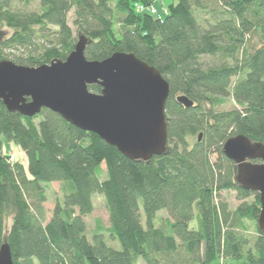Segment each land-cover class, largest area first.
<instances>
[{
    "label": "trees",
    "instance_id": "1",
    "mask_svg": "<svg viewBox=\"0 0 264 264\" xmlns=\"http://www.w3.org/2000/svg\"><path fill=\"white\" fill-rule=\"evenodd\" d=\"M157 1L0 0V61H64L83 36L86 60L133 54L170 88L166 152L148 162L125 158L47 109L28 118L0 101V246L9 245L13 264H264L258 197L234 183L235 166L222 153L237 135L264 144V0H175L164 17L135 9ZM180 95L193 106L178 104ZM227 100L234 107L220 110ZM7 144L20 148L26 167L8 161ZM51 183L67 188L48 220ZM229 190L242 202L234 212L215 201ZM94 195L103 198L108 226L97 221L89 239ZM160 211L168 218L155 228ZM244 221L256 223L253 240Z\"/></svg>",
    "mask_w": 264,
    "mask_h": 264
},
{
    "label": "water",
    "instance_id": "2",
    "mask_svg": "<svg viewBox=\"0 0 264 264\" xmlns=\"http://www.w3.org/2000/svg\"><path fill=\"white\" fill-rule=\"evenodd\" d=\"M86 46L87 40L79 36L64 61L39 67L0 61V101L5 109L28 118L47 109L131 161L164 155L168 83L133 54L118 52L103 61H88ZM93 85L101 92H90ZM175 100L184 108L193 106L185 96ZM222 153L235 166L234 183L258 194L257 228L264 233V144L237 135L225 141ZM0 264H13L7 243L0 246Z\"/></svg>",
    "mask_w": 264,
    "mask_h": 264
},
{
    "label": "rangeland",
    "instance_id": "3",
    "mask_svg": "<svg viewBox=\"0 0 264 264\" xmlns=\"http://www.w3.org/2000/svg\"><path fill=\"white\" fill-rule=\"evenodd\" d=\"M175 0H161V1H157L155 2L152 7L153 9L156 11L157 15L159 17H164L166 14V10L168 5L174 3ZM147 7V6H146ZM16 9H19L21 11H35L36 10V4H30V5H17ZM139 13V12H138ZM143 13V12H142ZM204 16V15H203ZM205 17H209L207 15H205ZM118 18H115L114 21V29L116 31H119L121 23L118 22L117 20ZM74 20V16H73V12L70 13L69 15V26L71 27V29L73 31H75V26L72 24ZM4 35L8 34V31L4 30ZM4 55H8L11 58V54L12 51L9 50H4ZM18 54V53H17ZM234 107V104L231 100H227V102L221 106L220 110H230L231 108ZM39 118H35V122H38ZM84 143L87 144V141H84ZM4 152H7V156L8 159H10V157L14 158V163H20L21 165H23L24 167L27 166V162H26V157L24 155V153L20 150V148L17 145L14 144H7L4 145ZM104 168V166H103ZM67 187L65 185H62L60 183H51L48 184L46 186V192H45V197H46V201L44 203V207L47 213V219L49 220L51 217V211L53 210V207L56 203V201H61L63 194L65 193V189ZM255 195L258 194L255 193ZM259 200V198H258ZM93 201V212L91 215L87 216L85 218V222H86V227H87V236L89 239H91L92 235L95 232L96 229V223L97 221H99L104 227L108 226V215L104 206V201L103 198L101 196H96L94 195L92 198ZM216 203H220V202H224L227 204L228 209L230 212H234V210L237 208L238 205H240L242 202L239 201L237 199V193L235 191H223L220 192V194L217 195V197L215 198ZM255 201V196H251L249 199H247L245 202L247 204H251ZM168 215L165 211H160L155 218L154 221V227L155 228H164L165 226V221L167 220ZM246 231H247V237L250 240H253L254 235H255V228H256V223L255 222H250V221H244L243 222ZM9 226H10V220L7 221V225H6V230H9ZM190 227L195 228L196 227V221H193L190 225ZM105 242L106 244L111 248V247H116L117 249H119V245L117 243H115V245L108 241L107 238L105 237ZM139 263H141L140 260H138ZM221 264H231L229 261H227L226 259H222L221 260Z\"/></svg>",
    "mask_w": 264,
    "mask_h": 264
},
{
    "label": "built area",
    "instance_id": "4",
    "mask_svg": "<svg viewBox=\"0 0 264 264\" xmlns=\"http://www.w3.org/2000/svg\"><path fill=\"white\" fill-rule=\"evenodd\" d=\"M135 9L137 12L139 13H149L151 15H157L156 11L153 9L152 6L150 7H145V6H142V5H135ZM10 163H13L14 162V158L13 157H10V159L8 160Z\"/></svg>",
    "mask_w": 264,
    "mask_h": 264
}]
</instances>
